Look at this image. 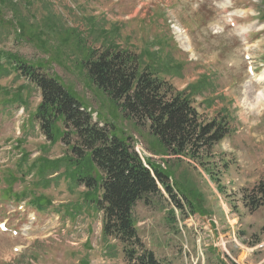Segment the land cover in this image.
<instances>
[{
    "label": "rangeland",
    "instance_id": "obj_1",
    "mask_svg": "<svg viewBox=\"0 0 264 264\" xmlns=\"http://www.w3.org/2000/svg\"><path fill=\"white\" fill-rule=\"evenodd\" d=\"M30 1L12 8L9 0H0V52L44 64L43 71L71 88L94 121L115 126L146 164L156 162L172 173L176 190L193 185L200 192L196 204L180 195L182 210L163 189L149 197L150 203L140 201L133 216L145 247L162 264H264V248H258L264 242V208L250 211L243 197L264 178V101H255L264 92V0ZM45 24L55 28L41 37L38 31ZM67 28L84 39L86 50L99 53L113 43L138 55L148 50L150 63L162 53L182 64L173 76L161 69L160 78L173 90L205 87L194 97L201 120L224 117L228 128L211 153L220 186L202 164L208 159L198 164L161 156L149 124L126 118L88 80L81 65L84 47L65 34ZM180 35L186 39L181 41ZM64 39L69 40L66 46L60 43ZM9 73L0 75V223L7 227L5 232L0 228V264H129L123 245L105 239L102 214L69 204H82L78 198L84 189L72 195L66 182L40 183L32 173L25 184L14 185L15 191L27 187L50 198L52 207L39 213L29 203L1 196L24 153L30 154L29 166L42 157L60 158L66 150L62 143L50 144L33 119L41 101L38 89Z\"/></svg>",
    "mask_w": 264,
    "mask_h": 264
},
{
    "label": "trees",
    "instance_id": "obj_2",
    "mask_svg": "<svg viewBox=\"0 0 264 264\" xmlns=\"http://www.w3.org/2000/svg\"><path fill=\"white\" fill-rule=\"evenodd\" d=\"M9 2L12 8L16 7L15 4L31 5L30 0ZM53 28L46 24L40 29L37 27L41 37L43 32ZM72 31L74 29L67 28L65 34L72 36L79 47H84V39L72 34ZM68 42L64 39L60 43L66 46ZM82 56L81 65L88 80L103 91L126 118L137 124H149V134L160 148L161 156L188 158L198 164L206 158L208 161L202 162L204 168L212 175L213 181L221 185V178L212 170H216L218 165L213 163L211 153L213 147L228 135L225 118L210 123L201 120L194 97L201 95L205 87L195 85L188 92L176 91L160 78L161 69L163 75L173 76L181 72L184 68L182 64L163 58L162 53H156L150 63L148 50L138 55L116 48L113 43L107 44L99 53L84 47ZM54 60L58 61L56 56ZM43 70L45 65L42 63H29L18 54L0 52V75L16 73L38 89L41 102L33 119L50 144L62 143L66 150L60 158L46 159L41 156L29 166L30 154L24 153L18 172H9L1 196L12 203L28 200L34 209L43 212L52 207L50 198L38 196L27 187L20 192L14 189L16 183L24 184L29 174H37L40 183L45 184H58L62 180L68 184L72 195L76 189L82 188L84 191L78 198H82V204H69L77 211L84 206L88 213L101 212L105 239L115 238L123 245L129 264H162L139 237L133 216L136 205L140 201L150 203L149 197L162 194L164 189L182 210L184 206L179 196L196 204L200 192L193 185H185L189 190H176L170 182L172 173L156 162L148 160L146 164L130 140L121 135L115 126L94 121L92 113L78 95ZM20 98L15 101L19 102ZM243 197L250 211L264 208V178L252 189L246 190Z\"/></svg>",
    "mask_w": 264,
    "mask_h": 264
},
{
    "label": "bare ground",
    "instance_id": "obj_3",
    "mask_svg": "<svg viewBox=\"0 0 264 264\" xmlns=\"http://www.w3.org/2000/svg\"><path fill=\"white\" fill-rule=\"evenodd\" d=\"M178 31H180V30H178ZM185 32H186V31H185ZM180 34H184V33H180ZM184 36H185V35H184ZM180 38H181V39H180L181 41L186 39V37L183 38L182 35H180ZM263 80H264V78L260 79V81H263ZM255 101L257 102V105H259L262 101H264V92H260L259 95H258V97L256 98ZM263 245H264V244H263ZM261 247H263V246H261Z\"/></svg>",
    "mask_w": 264,
    "mask_h": 264
}]
</instances>
